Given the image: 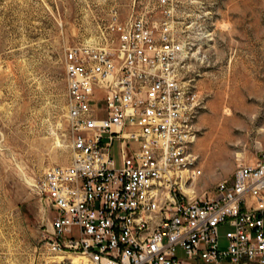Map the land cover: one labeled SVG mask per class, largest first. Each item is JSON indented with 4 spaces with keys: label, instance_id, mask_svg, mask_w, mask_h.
<instances>
[{
    "label": "built area",
    "instance_id": "2783aa9c",
    "mask_svg": "<svg viewBox=\"0 0 264 264\" xmlns=\"http://www.w3.org/2000/svg\"><path fill=\"white\" fill-rule=\"evenodd\" d=\"M158 9L116 14L108 36L66 50L73 159L38 185L54 211L51 250L85 264H264V153L200 190L205 106L184 77L193 47L176 31L173 1Z\"/></svg>",
    "mask_w": 264,
    "mask_h": 264
},
{
    "label": "rangeland",
    "instance_id": "374dc122",
    "mask_svg": "<svg viewBox=\"0 0 264 264\" xmlns=\"http://www.w3.org/2000/svg\"><path fill=\"white\" fill-rule=\"evenodd\" d=\"M172 1L176 31L193 47L184 77L205 106L198 186L212 191L264 153V0ZM158 8L159 0H0V264L77 257L51 250L54 211L38 191L48 168L73 159L65 53L108 36L116 14L158 17ZM112 154L120 166L118 142Z\"/></svg>",
    "mask_w": 264,
    "mask_h": 264
},
{
    "label": "bare ground",
    "instance_id": "6f19581e",
    "mask_svg": "<svg viewBox=\"0 0 264 264\" xmlns=\"http://www.w3.org/2000/svg\"><path fill=\"white\" fill-rule=\"evenodd\" d=\"M231 117V116H230ZM230 136V135H229ZM72 255V254H71ZM71 260V264H85L86 262H85V259H84V257H82V256H77V257H65V256H63V257H60L59 258V262H61V263H63V261H65V260Z\"/></svg>",
    "mask_w": 264,
    "mask_h": 264
}]
</instances>
